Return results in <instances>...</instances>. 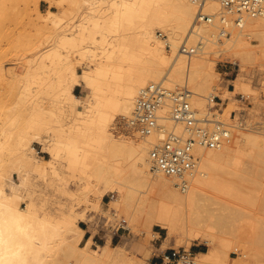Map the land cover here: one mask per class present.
<instances>
[{
    "label": "bare ground",
    "instance_id": "bare-ground-1",
    "mask_svg": "<svg viewBox=\"0 0 264 264\" xmlns=\"http://www.w3.org/2000/svg\"><path fill=\"white\" fill-rule=\"evenodd\" d=\"M10 1L0 0V5ZM39 1L30 0L37 12L33 26L47 45L28 59L21 74L9 72L7 85L12 89L15 83L19 100L7 115H0V264H148V258L111 246L109 238L96 248L92 236L84 239L79 222L89 215L75 205L100 212L108 194L111 217L125 209L154 238L159 236L152 226H158L165 231L164 245L204 241L208 249L196 253L193 264H227L228 251L237 252L238 246L245 253L231 264H262L260 238L250 240L249 235L244 240L232 228L239 215L234 201L253 203L244 159L264 169V163H257L264 162V128L229 117L228 140L214 149L195 148L194 173L179 179L153 168L149 151L160 136L142 137L129 121L140 89L151 83L161 81L171 89L186 85L200 116L206 113L207 93L206 98L225 100L252 91L246 67L257 62L264 70V17H244L237 25L235 16L224 14L215 1L202 7L213 22L197 24L192 0H42L49 4L45 13L39 11ZM53 6L59 11L51 10ZM156 31L166 38L160 39ZM218 36L225 38L220 41ZM184 43L195 53L182 52ZM220 43L240 62L233 90L219 85L218 61L209 57L210 45ZM3 77L0 67V82ZM80 86L88 92L77 96L74 89ZM217 89L221 92L213 96ZM24 108L28 113L22 116ZM64 108L70 112L68 123L61 115ZM162 114L167 117L168 111ZM161 125L172 128L169 120ZM34 143L48 159L38 158ZM65 177L77 180L76 190L66 188ZM40 185L51 186L52 193L75 205L64 197L67 204L47 211L51 200L43 194L46 188L38 190ZM124 223L122 218L119 225ZM227 229L232 239L222 235Z\"/></svg>",
    "mask_w": 264,
    "mask_h": 264
},
{
    "label": "rangeland",
    "instance_id": "rangeland-1",
    "mask_svg": "<svg viewBox=\"0 0 264 264\" xmlns=\"http://www.w3.org/2000/svg\"><path fill=\"white\" fill-rule=\"evenodd\" d=\"M38 9L40 12L45 13L46 10L49 9V4L45 1L40 0L38 3ZM51 10L55 12L59 11V9L55 6H53ZM36 13L37 12L35 10V5L33 2H30V0H12L10 2H5L3 6L0 5V67L3 69V75H4L3 78L6 79V80H3L2 78L0 82V115L1 116L7 115L9 113V110H11L13 107H16L17 106L16 103L19 100L20 93L18 92V89L16 88L17 86H15V83L14 84L11 83V85H14L13 87L15 89H13V87H10L12 89H9L8 87L10 85L9 84L10 82L8 79L10 76L9 72H13L15 74H21L24 69L23 65L26 64L28 59H31L32 56L36 54V52H39L41 49H43L42 47L47 45L44 37H38V35L36 36L35 34L36 31H34L35 28L33 24L37 17ZM212 27H211V31L217 30L216 32H218V29H215L213 27V30H212ZM226 31L228 32V34L225 37H229V35L231 34L229 33L228 28H226ZM158 32H160L161 34L160 36H158L159 35ZM156 35L160 39L166 38L165 34L164 33L162 34L161 31H156ZM207 36H210V35H207ZM225 37H220L219 40L223 41ZM208 39H210V37ZM198 40L199 38L197 37V41L195 40L193 44L188 43L189 45L188 44L187 45L190 46L191 44V46H194L198 42ZM249 42L252 44H257V41L254 39H249ZM220 44L210 45L211 49H209L210 50L209 57L215 58L218 61L216 65V71L220 75L219 85L221 87L227 88L228 90H233L234 87L231 81L235 78L236 74L238 73L237 70L239 69L240 62L233 55V52L231 50L230 52L232 54L229 53V50L223 51L225 50L224 43L221 44L222 46ZM167 49H168V46H167ZM72 56L75 57V55H72ZM246 70H247L246 75L248 76L246 77L249 79L247 81L249 82L248 84L251 87L252 91H250L249 93H244L242 91H239L235 95L234 99L233 98L231 99L230 97H226L225 100H221V106H220L221 110L219 112L220 113L219 119L222 120L223 122H227L226 119H229L230 117V119L234 120V122L239 123L240 121V123L242 122L244 126L247 125L250 128H256L257 126H261L264 128V85H262L264 84L263 83L264 81L263 66L261 64L257 65V62H255V63L249 64L246 67ZM78 72H81L80 68H78ZM6 81L9 82L8 85ZM179 85L180 84H177V86ZM87 92L88 91L83 86L76 87L74 89V94L77 96L84 95ZM211 92L213 96H215L216 94L218 95L219 92H221V90L217 89ZM207 94L204 95L205 101H204V107L202 109L203 113H205L207 110V103H206V99H207L206 97H208ZM216 97H219V96H216ZM44 106H47V104L45 103ZM66 109L67 108H64L65 112L62 111L61 115L65 114L64 117L63 115L62 117L64 118V120L65 119L67 120L65 123H68L70 120L68 119L70 117L68 114L70 112L68 109L67 110ZM18 110L19 109L17 108L14 111H18ZM21 110H23V108ZM27 113L28 112L25 111V108H24V111L21 112V115L25 116L27 115ZM229 123L231 124V122ZM34 147L36 149V155L38 156L39 159L46 160L49 158L48 154L42 151V147L38 145V143L37 144L34 143ZM248 160L246 158L244 159V165L247 166V167L244 166V168L248 169V171L247 169H245L246 175L247 177H249V179L247 180L248 181L247 183L252 184V192H251L252 194L251 195H252L253 203L251 205L250 204L247 205V203L244 204V203H241V201H234L235 203L232 202L235 205L234 207L237 209L236 214L237 213L239 214V215H236L237 221H234L235 226L233 227L234 225L233 223L232 229L235 231L234 232L235 236H238L237 234L240 235V233L244 235V237L242 235L239 236V238H244V240L247 237L249 239V235H251L250 240L259 237L260 239H258V242H259L258 245H259V248H262V251H260V253L264 254V243H260V240L262 242L261 238H263L264 235L262 236L263 233L261 234L258 233L259 229H260L259 231L264 232L263 230L264 229V169H262V164H261V168L257 166L260 163H264V162L258 161L257 163L259 162L260 163L256 164V166L258 167L257 168ZM68 178L69 177H65L66 181H68L66 183L67 185L64 184V182H63V185H66V188L69 190H76L77 186L75 184H77L76 182L77 180L76 181L73 180L72 182L71 181L72 179L69 178V180H67ZM13 181L15 183H19V179L16 175L13 176ZM41 187L43 186L40 185L39 189L38 187L37 189L40 190ZM48 187H51V186H48ZM48 187H44V189L41 188L43 190L47 189L46 191L47 194H45L46 192L42 190L43 194L46 195L47 201H48V197H49V201L51 200L49 202L50 205L49 206L46 205V207L49 208V210L47 209V211H51V210L56 211V209L59 207L58 206L59 203L60 204L68 203L66 202V199L67 201H69L68 198L64 196L66 198L65 199L63 195L59 196L57 195L58 193L56 194V192L52 193V188L50 189ZM54 188L55 189L53 190H56V187ZM43 194H41V196H43ZM57 198L58 199L60 198V199L58 200ZM223 199L225 198L223 197ZM54 201L56 202V204ZM109 201H110V195L108 194L103 198V201L101 203L102 210L100 212L94 211L93 208L86 207L84 206V204L78 207L77 205H75L76 201L75 203L71 201V203L73 202L77 210H83L86 216L89 215L88 219L85 220V222L80 221L79 225L80 227L84 228L85 231H88L89 233L88 237L92 236V239H93L92 247L93 248H96V245H103L105 241L107 240V238H109V242L111 246L121 245L119 246L121 249H124L126 253L129 251L128 253L133 254L132 256H135V258L144 257V258H148L149 260L150 256L153 253L158 254V252H164L165 250H170V249H174L176 251L178 250L180 251L184 249L185 251L190 253L191 262H195L194 251H196L197 249H200L201 251H206L208 249V246L204 241H195V242H192L189 246L175 245V244L172 245V243L170 245L169 243L164 245L163 243V238L165 237L164 230H162L156 225L152 226V231L157 233L156 235L159 236L158 238H154L153 236L144 233L143 227L139 223L134 224L128 218V212L125 209H118L117 211H115L117 216L114 218L111 217V215L109 214L110 212L108 211ZM71 203L69 201L68 204H71ZM242 213H244V217L241 216L243 215ZM240 216L242 219L239 218ZM122 218L126 221V223L123 224V226H126V227L123 229L122 227H120L118 230H116L117 227L120 226L119 221ZM117 221H118V224H116ZM261 223L263 225H261ZM116 225L118 226L116 227ZM240 225H242L241 227L243 229L239 230L240 232L238 233L237 230L239 229ZM252 225H253V230L251 231ZM250 226H251V229H250ZM226 231H227L226 232L227 234L226 233L224 234L226 236H230V234H228V229ZM229 232H230V229H229ZM242 232L245 234H243ZM257 233L260 234L262 237L258 236ZM224 234H222L224 238L232 239L231 236L226 237ZM110 235L111 237H109ZM252 236H255V237L252 238ZM196 245L200 247H195ZM157 248H159V250H157ZM244 253L245 252L243 251V249L240 248L239 246H238L237 252H233L232 250L228 251L227 264H231L235 260L243 258ZM262 264H264V261Z\"/></svg>",
    "mask_w": 264,
    "mask_h": 264
},
{
    "label": "built area",
    "instance_id": "built-area-1",
    "mask_svg": "<svg viewBox=\"0 0 264 264\" xmlns=\"http://www.w3.org/2000/svg\"><path fill=\"white\" fill-rule=\"evenodd\" d=\"M192 1L197 6L195 24L213 22L214 18L202 11L207 1L218 3L224 14L234 15L237 25L244 17H264V0ZM158 34L160 36V32ZM181 51L191 55L196 50L187 49L184 43ZM192 96L193 92L186 85L171 89L160 81L140 89L134 104L129 123L142 137L153 133L160 136L159 142L150 149L149 158L153 168L167 177L183 179L192 175L197 164L195 148L214 149L229 138V125L219 119L220 98H207V111L200 116L191 105ZM165 110L168 111L167 117L162 114ZM164 120L172 123L171 129H165L161 125ZM176 127H180V131L176 130ZM185 187L182 181L181 188ZM120 227L124 228L120 225L116 230ZM162 261L165 264H193L190 261V253L184 249L165 250Z\"/></svg>",
    "mask_w": 264,
    "mask_h": 264
},
{
    "label": "crops",
    "instance_id": "crops-1",
    "mask_svg": "<svg viewBox=\"0 0 264 264\" xmlns=\"http://www.w3.org/2000/svg\"><path fill=\"white\" fill-rule=\"evenodd\" d=\"M88 231H86L85 235H84V239L88 237ZM195 247H200L198 245H196ZM157 250H159V248H157ZM198 252H202L200 249H197L196 251H194V254L198 253ZM164 252H158V254H152L148 260V264H165L162 261V256H163Z\"/></svg>",
    "mask_w": 264,
    "mask_h": 264
}]
</instances>
